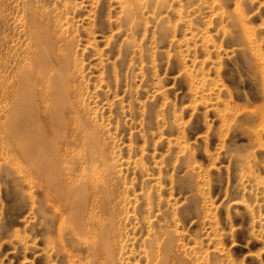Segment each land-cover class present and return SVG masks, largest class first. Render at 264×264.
Segmentation results:
<instances>
[{"label":"rangeland","instance_id":"obj_1","mask_svg":"<svg viewBox=\"0 0 264 264\" xmlns=\"http://www.w3.org/2000/svg\"><path fill=\"white\" fill-rule=\"evenodd\" d=\"M47 41L94 157L67 111L54 191L0 94V264H264V0H0V82Z\"/></svg>","mask_w":264,"mask_h":264},{"label":"bare ground","instance_id":"obj_2","mask_svg":"<svg viewBox=\"0 0 264 264\" xmlns=\"http://www.w3.org/2000/svg\"><path fill=\"white\" fill-rule=\"evenodd\" d=\"M53 41H47L41 46V49L38 48L37 52L31 53L29 58H26L28 60H24L23 68L19 73L13 75L11 80H1L0 94L5 102L3 110L6 113L7 149L17 156L16 159L29 163L31 173L36 174L42 182L45 184L55 183L57 189L55 190L53 187L52 189L63 193L61 179L55 175V170L59 166V159L53 157L55 155H52V153H44L42 149L49 146L51 148L53 144L57 146L64 141L69 142L66 135L68 121L63 117V114L67 111L73 115L70 120V126L73 130L70 143L73 145L79 134H81V137H86L87 148L90 150L83 156L85 162L89 163L94 157L92 148L95 147L96 137L89 124L84 119H79L78 110L68 104L70 90L67 79L69 75L67 66L70 62L68 54L71 47L70 42H65V48H58L54 53ZM43 55L46 61L40 62ZM53 61L58 64L59 68L51 71L50 67H52ZM48 73H51V75L49 76ZM36 100H39L42 104L43 113L41 116L37 113ZM93 186L94 188L98 186L96 188L103 191L106 185L104 183L94 185L93 183L91 187L93 188ZM66 194L68 198L63 204L66 208H70L69 203H72L69 199L70 193L67 192ZM108 238V232L101 234L100 241L96 245L106 246L110 241ZM106 254L109 256L108 252Z\"/></svg>","mask_w":264,"mask_h":264}]
</instances>
